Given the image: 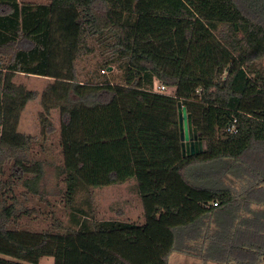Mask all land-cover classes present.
Listing matches in <instances>:
<instances>
[{
	"label": "trees",
	"instance_id": "trees-1",
	"mask_svg": "<svg viewBox=\"0 0 264 264\" xmlns=\"http://www.w3.org/2000/svg\"><path fill=\"white\" fill-rule=\"evenodd\" d=\"M92 41L110 54L101 75L81 83L77 63L95 52ZM261 58L264 0H0V264H169L178 237L179 251L204 261L263 264ZM114 65L118 79L106 75ZM17 74L53 79L42 123L53 133L59 111L71 229L18 225L10 193L34 191L43 161L19 131L38 95ZM156 83L175 91L156 92ZM180 102L205 143L195 156H183ZM133 179L144 223L74 207L82 190L92 197Z\"/></svg>",
	"mask_w": 264,
	"mask_h": 264
},
{
	"label": "rangeland",
	"instance_id": "rangeland-1",
	"mask_svg": "<svg viewBox=\"0 0 264 264\" xmlns=\"http://www.w3.org/2000/svg\"><path fill=\"white\" fill-rule=\"evenodd\" d=\"M22 3H48L50 0H20ZM95 52L84 55L77 63L78 81L86 83L95 80L101 75V67L110 54V48L97 45L92 41ZM264 66V58L257 61ZM105 72H102V75ZM115 78L120 77L116 65L106 72V75ZM17 85L24 86L29 91L37 93V98L29 102L21 113L19 131L35 138L30 155L43 161V176L36 189L31 191L23 185H18L10 196L17 199V222L20 228H28L33 231H46L56 229L57 224H62L67 229L73 228L71 214L73 210L66 203V185L60 176L62 155L60 146L61 118L58 110H52L51 124L53 133H47L42 123L44 108L42 106V94L52 82L44 77L25 74H17L14 78ZM172 94L173 91L169 92ZM205 148V143H204ZM11 166V165H10ZM8 166V167H10ZM10 172H6V178ZM191 179V178H190ZM193 180V179H191ZM11 200H9L10 202ZM75 208L86 210L94 215L97 220H121L144 223V209L138 184L131 180L123 185L98 188L92 191V197L85 190L80 191L74 203ZM195 244H194V243ZM188 245L199 246L198 241H189ZM188 247V246H187ZM179 251V237L176 251L169 258V264H218L213 261L202 260L195 250L190 253ZM39 264H54L53 258H42Z\"/></svg>",
	"mask_w": 264,
	"mask_h": 264
},
{
	"label": "water",
	"instance_id": "water-1",
	"mask_svg": "<svg viewBox=\"0 0 264 264\" xmlns=\"http://www.w3.org/2000/svg\"><path fill=\"white\" fill-rule=\"evenodd\" d=\"M178 116L183 156H195L204 152V142L193 128L192 118L181 102L178 104Z\"/></svg>",
	"mask_w": 264,
	"mask_h": 264
},
{
	"label": "built area",
	"instance_id": "built-area-1",
	"mask_svg": "<svg viewBox=\"0 0 264 264\" xmlns=\"http://www.w3.org/2000/svg\"><path fill=\"white\" fill-rule=\"evenodd\" d=\"M154 90L156 91V92H164V93H168L169 94V92L171 91V89L170 88H168V87H166V86H164V85H160V84H158V83H156L155 85H154ZM172 92V91H171ZM171 94V93H170ZM215 205H217V204H215Z\"/></svg>",
	"mask_w": 264,
	"mask_h": 264
},
{
	"label": "crops",
	"instance_id": "crops-1",
	"mask_svg": "<svg viewBox=\"0 0 264 264\" xmlns=\"http://www.w3.org/2000/svg\"><path fill=\"white\" fill-rule=\"evenodd\" d=\"M47 79H49L50 81H53V79H51V78H47ZM171 89V91H175L173 88H170Z\"/></svg>",
	"mask_w": 264,
	"mask_h": 264
}]
</instances>
